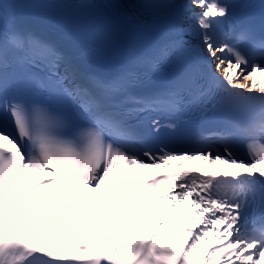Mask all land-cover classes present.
I'll list each match as a JSON object with an SVG mask.
<instances>
[{"label":"snow or ice","instance_id":"snow-or-ice-1","mask_svg":"<svg viewBox=\"0 0 264 264\" xmlns=\"http://www.w3.org/2000/svg\"><path fill=\"white\" fill-rule=\"evenodd\" d=\"M132 7L150 14L139 26L156 38L115 72L99 75L24 26L14 5L0 0V264L264 259V25L257 34L242 23L232 0H139ZM209 114L226 127L185 134L176 145L153 144L138 130L141 116L158 137ZM238 146L246 156L237 154ZM209 158L236 170L174 163ZM120 164L156 171L131 173L102 193ZM33 170L54 174L33 184ZM21 189L27 191L5 198ZM133 195L149 211V202L168 207L127 237L118 218L109 225L75 215L77 205L87 210L94 196L116 213L117 196L131 201ZM178 208L189 211L177 219ZM109 228L120 237L110 245L101 242ZM76 231L92 238L74 240Z\"/></svg>","mask_w":264,"mask_h":264},{"label":"bare ground","instance_id":"bare-ground-1","mask_svg":"<svg viewBox=\"0 0 264 264\" xmlns=\"http://www.w3.org/2000/svg\"><path fill=\"white\" fill-rule=\"evenodd\" d=\"M174 162L175 163H184L185 165H188L190 167H192V166L199 167L203 171H221V172H223L225 170H227V171L236 170V169H230V168H228L227 165H223L220 163L212 164L211 158H209L208 161L197 159V160H191V161L190 160H183V161H174ZM113 172L114 171H112L110 173L108 179L105 181L104 184H102L100 186V188H104L107 183L112 182ZM53 174L54 173L49 172L48 170H45L43 172L33 170L32 180H36V181L46 180L49 177H51ZM79 205H80V212L86 213V214L92 213L96 208H98L100 206L99 201H98V196L93 197L92 203L87 206V210L84 209L82 202L79 203ZM224 242L226 243L227 241H224ZM219 243H220V240H217V244H219ZM260 264H264V259L260 260Z\"/></svg>","mask_w":264,"mask_h":264}]
</instances>
